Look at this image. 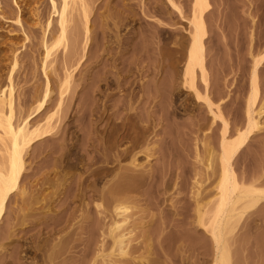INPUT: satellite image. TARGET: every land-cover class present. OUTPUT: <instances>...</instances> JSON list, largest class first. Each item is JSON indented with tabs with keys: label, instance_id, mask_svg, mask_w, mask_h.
<instances>
[{
	"label": "rangeland",
	"instance_id": "1",
	"mask_svg": "<svg viewBox=\"0 0 264 264\" xmlns=\"http://www.w3.org/2000/svg\"><path fill=\"white\" fill-rule=\"evenodd\" d=\"M86 1L91 27L97 26L102 20L103 22L105 20L107 22V30L112 31L114 29L117 31L118 40L121 42V50L123 51L121 56L123 59L118 60L120 62H117V64L119 63L118 66L116 64L117 68L122 70V65L127 67L126 62L129 63L131 60L132 50L140 46H146L148 50L147 54H145L147 57L145 56L142 59L140 66L148 64L151 58L149 55H151L152 42L155 40V36L153 35L157 36L159 34L160 36H158L163 40L164 49L166 51L169 49L167 53L170 52L169 54L173 58L172 64V59L168 58L170 57L168 54L169 56L165 57L166 63L169 64L170 61L172 66L176 64L175 67L180 69L182 61L178 60L179 53L174 50L177 48L176 50L178 51L179 46L177 47L175 44L177 42L184 44L187 37V18L189 17L188 6H190V0H174L180 5L183 16L178 18L176 14L172 13L169 20H165L166 15L162 14V11H170V8L167 7L166 2L163 0ZM208 2H210L212 7L206 14L207 38H205L204 43L207 70L211 78L209 96L213 102V108L216 109L215 106H218L221 115L227 119L230 129L228 137L232 138L239 130L245 127V109L247 98L251 94L253 61L254 58L258 59L264 54V0H208ZM17 3L21 15L20 23L14 21L18 9L14 6L12 0H0V86L6 82L8 69L11 68L9 65L11 64L10 61L13 53L16 52L17 55V64L13 69L15 103L17 105L14 122H18V119L20 121V117L29 110L32 112L33 108L36 109L37 100L35 96L37 92L35 91H38V88L42 86V91L44 89L43 83L45 80L41 71L40 61L42 34L44 33L45 19L49 11L46 0H17ZM76 5V10L72 9L70 14V18H72V22L68 27L70 33H73L70 31L72 27L77 30V33H81L83 29V18L80 7L78 4ZM100 14L103 17H100ZM110 15L113 18H109ZM157 19L162 21V25L164 28L167 27V29L165 28L166 30L163 32H154L155 34H153L154 30L152 31V29L155 28ZM163 23L167 24L164 25ZM77 33L75 31L76 35ZM79 33L78 35L81 36ZM69 35L67 41L71 37V34ZM72 36L74 38V33ZM97 36L100 38L99 35ZM98 37H96V41L99 43L100 39ZM107 39L114 41L113 36L102 38L100 40L101 43H99L100 51L107 48L106 42L110 44ZM70 41L67 43L64 41L58 45L49 59V61H52H50V64L48 63L46 72L51 85L49 86L51 87L50 98L46 108L42 111L43 113H39V115L34 117L37 120L35 121L36 123L41 121L39 123L41 125L44 124L42 118H45V116L51 114L56 109L55 105L57 104L55 103L56 101L58 102V87L61 84L60 80L62 82V79H64L66 69L69 67L67 71H70L73 68L71 66H75L70 65L73 61L68 62L66 65L67 60L72 55L70 53H73L74 49H78L79 53L77 52L76 55L80 56L81 38L77 41L79 47H76L78 43H74L75 40L72 39L73 43L77 44L75 45L76 48L71 43L72 41ZM65 44L66 47L68 45V49H64ZM101 45L105 47L101 48ZM63 49L68 52L69 56ZM75 51L74 53H76ZM76 55L75 58L77 59L79 56L76 57ZM102 58L93 69L89 70L88 75L87 66L90 62L89 59H86L81 65L72 69L73 71L71 70L73 74L68 91L62 97V105L57 109L60 111L56 112L58 115L54 113L49 121V123H52L50 126L54 127L55 125L52 131L54 136H51L52 138L45 142L33 144L24 152V176L20 182L19 189L9 199L6 212L0 223V264H100V257L98 258L97 256L99 253L97 251L99 249L98 245H100V237L98 235L95 236V234L94 236L91 235L90 239V229L93 221L96 219L94 218L96 216L94 215V204L101 202L103 197L100 200L95 199V201L89 199L90 191L88 184L91 177L88 175V170L99 163L93 164L89 160L90 156H92L93 147L86 142L84 106L86 105L85 101H87V97L85 96L86 94L88 95V81L95 75L101 76L98 74H101L100 72L103 69H109V65H112L110 64L112 59L109 54L103 55ZM179 61L181 62L179 63ZM256 71V83L259 90L257 108H259L258 106L264 102V61L261 62ZM151 76L152 72L150 69H143V73L138 75L133 70L132 74L127 76L128 81H135L134 84L133 82L130 84L133 87L125 85L117 88H115L114 84H106L98 78V81L95 82L96 85L94 84L96 87H94L95 91L93 93L96 101L95 112H101L103 109L102 102L106 99L104 96L106 97L114 91L115 95L118 96L119 94L118 97L121 96L120 98H123V96H127L131 88L138 90L139 87L136 84V80L144 82ZM106 79L108 81L110 77ZM110 85L111 88L109 87ZM134 86L138 88H134ZM197 88L199 92H203L200 86H197ZM41 89L40 92L42 93ZM138 91L134 93L135 95H132L130 100L131 109L128 111V116H130L129 120H131V123L132 119H135L136 116L139 119L138 116L141 113L139 101H142L141 99L144 98H142V92ZM137 93L140 94H138L139 98ZM175 93L176 90L173 94L167 95V105L170 103L171 107L165 106L166 109L164 108V110L166 111L168 108L167 111H169L170 115L169 113H165L164 110L162 111L168 118L163 119L162 124L158 119V114H161L160 111H156L158 113L155 115L157 120H153V126L149 122H145V124L144 121L142 123L140 122L141 120L135 119L142 125L150 126L149 135L153 136L154 141L150 144V152L153 155L151 156L152 158L150 157L151 161L148 166L154 169V174L146 173L142 177L137 175L138 178L140 177L139 179L137 178L139 181L137 179L135 180L136 182L134 180L131 181L134 182L133 184H129V181H127L124 185L120 180H117L119 179L117 175L111 174L107 176V179H104L105 181L109 179V184L104 180L102 181L104 191L107 192L104 195H107L106 199L108 201V190L113 187L111 183H116V186H114L116 189L129 185L127 187L130 190L127 189L129 191H125L127 187H124L123 191L126 196L129 194L127 196L129 198L126 199L127 201L121 198L124 203H120L119 201L121 206L122 204L123 207L125 206L122 209L123 213L124 215L125 213L129 214V216L133 214L130 222L131 219L144 216L142 220L148 225L147 230L149 229V235L146 233L142 234L143 230L138 231L141 230L140 228L135 229L134 235H131L132 239L130 238V241L134 238L135 241H132L127 246L129 248L126 247L128 249L127 253L130 251L132 255L134 252L132 255L134 257H138L142 253L146 254V264H212L216 256L213 242L202 229L194 227L196 226L194 223L196 221V213L194 210L195 200H193L194 197L192 198V195L194 196L193 192H195L198 185L195 183V180L201 179L203 174L202 171L200 172L203 166L201 167L200 165L208 161L212 166H218L217 156L219 154L218 142L220 140L221 122L216 118L215 123L211 124V114L208 113L209 111L202 101H198L197 103L194 101L192 93L187 90H181L178 95ZM180 102L186 103L184 106L188 108L179 105ZM109 103L108 100L106 104L108 105ZM134 104L138 108L132 106ZM108 106H106L101 117V120H104L96 122L98 124L97 127L101 131L104 129L103 133L101 132L102 134L99 132L102 140H109L108 136L111 134L109 128L113 126L111 125L110 106ZM179 106H182L186 110ZM133 108H135L134 111H132ZM154 109L155 107H153ZM262 109L263 114L258 119L257 128H255L247 139V143L233 158V169L235 174L237 173L236 176L239 177L237 179H241L240 182L245 184L255 181L254 184L258 182V185H255L261 187L264 186V107ZM131 112L135 113V115L131 114ZM107 113L108 115L110 114V119L106 121ZM162 116L164 118V114ZM195 119H202L201 121L203 122L201 123L204 124L200 128L201 130L193 133V131H190V125L192 120L193 122L196 121ZM138 121L137 124L139 123ZM211 122H214V120ZM140 123L139 125H141ZM133 130H136V128L132 127ZM122 132L123 129H119L114 135L118 136ZM162 134L165 138L164 143L158 141ZM206 140H209V142ZM204 142L209 145L211 144L213 151L211 155L213 157L207 155L204 150L206 145ZM127 143V140H123L117 147L122 149ZM1 145L0 155L2 154L1 151H3V145ZM198 155L200 159H197ZM140 159L143 162L142 155ZM140 159L138 160L140 161ZM113 164L109 163V165ZM214 167L213 169L216 172L217 167ZM192 172L195 173L193 174ZM194 177L196 178L194 179ZM21 188L26 192L22 197L19 195L21 194ZM201 189H205V192L201 196L202 199L204 197L202 201L207 202L209 198H212V196L210 197L212 193L209 192V188L204 183H202ZM206 189H208V193ZM205 195L209 198H205ZM106 199L103 200L106 201ZM105 201L101 203L104 204ZM28 202L32 203L29 204ZM24 204H26L25 206L30 205L28 206L31 208L30 210L26 208L29 212H26L24 208L22 210V207H25ZM85 204L87 205L85 206ZM18 206L21 207V210ZM144 207H147V210ZM161 208L164 209L162 214L160 212ZM239 208L240 205H238L240 213L235 215V218L233 217L234 221H231L230 231L229 233L227 231L224 236L226 238L224 244L230 258L229 264H264V200L255 207L244 208L242 206L241 209ZM137 210L141 211H139L141 215L138 214L137 217H134ZM21 211L29 214H26L25 217ZM160 215L163 216L160 217ZM14 216L20 217H18L19 219L16 218L18 222L12 219ZM21 218L24 220L22 221ZM62 218H68L67 225L60 231L56 230L59 226H56L54 229L53 223ZM161 218H163L166 229L161 235H158L157 233L161 225L159 220ZM127 225L130 226L129 224ZM7 233L10 234L7 236ZM106 239L103 242L106 243L107 241V243L102 244L104 252H107L105 247L108 244L110 247V238ZM147 244H149L148 247ZM131 245L136 246V248L131 249ZM129 249L134 251L131 252ZM147 249H149L148 252H146ZM82 252L86 254L84 255ZM94 260L95 262L93 263L92 261Z\"/></svg>",
	"mask_w": 264,
	"mask_h": 264
},
{
	"label": "bare ground",
	"instance_id": "2",
	"mask_svg": "<svg viewBox=\"0 0 264 264\" xmlns=\"http://www.w3.org/2000/svg\"><path fill=\"white\" fill-rule=\"evenodd\" d=\"M163 1H165L166 2L165 4L167 5V7L170 8V11L168 12L162 11V14H164V16L166 15L165 18L163 17L165 20L166 19L169 20V18H171L172 13L176 14L178 18H181L183 16L181 7L178 3H176V1L174 0H163ZM190 1L191 3L187 1L188 3H190V6H188L189 7V10H188L189 17L187 18L188 19L187 20L188 29L186 31L187 37L184 41V44L183 43L179 44V42L177 41H175L177 42V44H175L174 42V44L177 47L179 46L178 51L176 50L177 48H175L174 51L179 53V56H178L179 59L178 58L177 59L182 61V62L179 61V63L180 62L182 63V66L180 67V69L175 67L176 64L172 66L173 58H171V55L169 54L170 52L167 53L169 49L167 51L166 49H164V45L162 43L163 40H161L162 38L160 39L159 37L160 35L158 34L159 36L153 35L155 36V40L152 42L153 45L151 46V53H150L151 55H149L151 56V58L149 59L148 64H146L145 66L144 65L140 66L142 59L146 56L145 54H147V51H148L146 46H140L137 48L135 47L134 50H132L133 54L131 56V60L129 61V63L126 62L128 66L126 65L127 67H125L124 65H122L121 66L122 70H120L119 68H117L119 64V63L117 64V62H120L118 60H121L123 51L121 50V45H120L121 42L118 40L117 31L114 29H112V31L107 30V25H106L107 22H105V20H104L105 23L102 20L99 25L91 27L92 25H91L90 18H89V12L87 8L86 0H46L49 11L45 19V24H44V29H43L44 33L42 34L43 35L42 36V54H41V61H40L41 71L44 75L45 82L43 83L44 84L43 91L41 89L43 86L38 88L39 93L38 91H35L37 92L35 96L37 100V103H36L37 105L35 104L36 109L33 108L31 110L32 112H30L29 110L28 111L29 113L26 112L25 113L26 115L23 114L22 116L23 118L20 117L21 118L20 121L18 119V122H14L15 115H16V107H17L15 103V90H14V84H13L14 82L13 81L14 80L13 69L17 64L16 52L13 53L12 59L10 61L11 64L9 66L11 68L8 69L9 71L7 73L6 82L1 84L0 86V142H1L0 145L1 144L3 145V151H1L2 154L0 155V223L2 222L3 216L6 212V209H7L6 207H7V203L9 199L19 189L20 184H21L20 182L24 176V173H25L24 164H23L24 163L23 156L25 154L24 152H26L28 147H31L33 144L37 142L38 143L45 142L47 140H50L52 138L51 136H54L52 131L54 130L53 128L55 127V125L54 127L50 126V124L52 123H49V121L53 117L54 113L57 114L56 112L60 111V110L58 111L57 109L60 105H62L61 103L62 97L68 91V87L71 82V77L73 74L72 69H75L78 65H81L86 59H89L90 62L87 66L88 67L87 75H88L89 70L93 69V67L96 64H98L101 61V59H103L102 58L103 55L109 54L110 58L112 59V62L110 64L112 65L111 66L109 65V69L104 70L102 68L103 70L100 72L101 74H98L101 76L98 77L97 75H95L93 76V78H91L88 81L87 83L88 95L86 94L85 96L87 97V101H85L86 105L84 103L85 116H86V124H85L86 125L85 127L86 142L89 143L90 146L93 147L92 156H90L89 160H90V163H93V164L99 163L98 165L95 164L94 167H91L88 170V175L91 177L89 184H88V189L90 191L89 199L95 201V199L100 200L102 197L103 199L107 198V195H104L107 192L104 191L105 189H104V186L102 185V181L105 178L107 179L108 178L107 176L111 174L117 175L119 177V179L117 180H120V182L123 183V185L127 181H129V184L131 183L133 184L134 182H136L135 180L138 178L137 175H140L142 177V175L143 174L145 175L146 173H150L151 175L154 174V169L149 168L148 166L152 158L151 156L153 155L150 152L151 151L150 144L153 143L154 139H153V136L149 135L150 126L145 125L146 124L145 122H149L153 126L152 122L153 120L157 118L155 117V115L158 114L156 111H160L161 114H158L159 116L158 119L160 120L162 124V122L164 121L163 119L167 118L165 113H169V111L167 110L170 106V103L169 105H167L168 103V100L166 99L167 95L173 94L175 90H176V93H175L176 95H178V93L181 90L182 91L187 90L188 92L192 93L194 101H196V103L198 101L200 102L202 101L204 103L207 110L209 111L208 113L211 114V118H212L211 121L214 120V122L210 121L211 124L215 123L216 118H218L217 120H220L221 122L220 123L221 129H220V136H219L220 140L218 142L219 154L217 153L218 154L217 156L218 166H216L217 170L215 172L213 169L214 166H212L208 161H206L207 163H202L204 161L203 159V161L201 162L202 165H200L201 167L203 166L200 170V172L202 171L203 174L201 176V179H199L200 181L195 180V183L198 185H197L196 190L194 189L195 192H193L194 196L192 195V198L194 197L193 200H195L194 210L196 213V218H195L196 221L194 222L196 226L194 227H198L202 229V231L205 232L211 238L213 242V249L215 250L216 256L212 264H229L230 258H229L228 251L226 250V247L224 244V240L226 239L224 238V236H225V233H227V231L229 233L230 228H231L230 227L231 221H234V218H235L234 216L240 213V211H238V205H240L239 209H241L242 206L244 208H248V207L250 208V207H255L257 204H259L261 201L264 200V186L263 187L256 186L255 184H257L258 182L254 184L255 182L254 179H253L254 182L251 181L250 183H246V184L240 182L241 179H237L238 177L236 176L237 173L235 174L234 169H233L234 156L238 153L240 149L243 148L245 143H247V139L250 137V135L253 133L255 128H257L258 126V119L263 114L262 108L264 107L263 106L264 102H262V105L260 104L258 106L259 108H257V102H258L257 97L259 96L258 95L259 90L257 88V83H256V79H257L256 69L261 64V62L264 61V54L260 56L258 59L254 58V61L252 60L254 63H253V68L251 70L252 71L251 91H250L251 94H249L250 96L249 98H247L248 99L247 104H246L247 106L245 109V119H246L245 121L246 122L244 121L245 127L242 130H239L238 133L234 137L229 138L228 135L230 134L229 133L230 129H229L228 121L221 115V112L219 111L220 109H218V106H215L216 109L213 108V102L209 96V89L211 87V81H210L211 78L209 76V72L207 70V65H206V50H205L204 41H205V38H207L206 37V33H207L206 24L207 23L205 21L206 14L211 10L212 6L210 5V2H208V0H190ZM12 2L14 6L17 7L18 9L17 14L15 15L14 21L16 23H20L21 15L19 12L20 9H19L17 0H12ZM76 4H78L80 7V12L83 18V24H82L83 29L81 32L82 34L78 32L82 36L81 37L78 35L77 30L74 27H72L70 31L74 33V38H73L72 36L73 33L69 32L68 27H69V24L72 22L71 21L72 18H70L71 11L72 9H75ZM100 17H103V15L100 14ZM111 17L112 15H110L109 18ZM163 24L166 25L167 23H163ZM162 26H163L162 21H159L157 19L155 28L152 29V31L154 30L153 34L163 32L164 30L167 29V27H165L166 28L165 29L164 26L163 27ZM75 31L77 35L75 34ZM68 33L71 34L72 39L75 40V42L72 41L71 37L70 39H68V41L70 40L72 41V42L70 41L72 44L76 43L81 38V41H82L81 51H80L81 53H80V56L76 55L77 52L79 53L78 49L77 50L74 49L73 53L72 52L70 53L72 55H70V59L67 60L66 65L68 64V62L73 61V63H75L76 60L77 59L78 60L75 64L69 63L70 65H75V66H71L73 67L71 69L72 71L71 70L67 71V69H69L68 67L66 69L65 76L63 77L64 79H62L63 81L61 82L60 80L61 84L58 87L59 88L58 102L56 101L55 103L57 104L55 105L56 109L54 111L52 110L53 112L45 116V118H42L44 121L43 122L44 124L41 125L39 124L41 123V121H38L36 123L35 121L37 120H35L34 117L39 115V113L41 114L43 113L42 111L46 108L47 102L49 101V98H50L49 93L51 94L50 92L51 87H49L51 85H50V80L47 77L46 68H47L48 63L50 64V61H52V60L49 61V59L52 56L54 49L58 45H60L62 42L64 41H66L65 43L68 42L67 41V37L69 35ZM97 35H99L100 38ZM110 36L114 37V41H109L107 39L109 41L108 43L110 44H107L106 42V45H108L106 46L107 48H104L100 51L99 50V47H100L99 43H101L100 40H102V38H105V37L107 38ZM96 37L100 39V40L98 39L99 43L96 41ZM75 45L77 44H74L73 46L75 47ZM76 47H79V43ZM103 47L101 45V48ZM65 48L68 49V45L66 47V44H65L64 49ZM74 51L76 53H74ZM64 52L67 53L68 55V52H66V50ZM168 54L170 55V57L168 58L172 59L171 60L172 64L170 63V61H169V64L166 63L165 61V57L169 56ZM67 55L65 54L66 57L69 56ZM75 55L76 57L77 56L79 57L76 59ZM178 60L176 62H178ZM122 61L124 62V60ZM143 69H146V70L150 69V71L152 72V76L147 81L139 82V80H136V84L138 85L139 88L137 86L136 87L138 88V90L142 92V96H143L142 98H144V99H141L142 101H139L140 99L138 100L140 102L141 113L138 116L139 119L137 118V116L136 118L139 121L141 120L140 122L144 121L145 123L144 125H142L138 120L137 121L141 125H139V123L137 124V121L135 120L136 118L132 119V123H131V120H129L130 116H128V111L131 109V102H130L131 97L132 95H135L134 93L139 92L136 89L131 88L132 90L130 89L127 96L125 97L123 96V98H120L121 96L118 97L119 94L118 96L115 95L116 93H114V91L113 93H109L108 95L106 94L107 96L106 97L104 96V98L106 99H104V101L102 102L103 109L102 108H101L102 110L100 109L101 112H97V113L95 112L94 107H95L96 101L93 97L94 96L93 93L95 91L94 87H96L95 82L98 81V78L100 81H104L106 84H109V83L114 84L115 88L120 87V86H125V85H129V87H133V86H130L133 80L128 81L127 76L129 74L131 75L133 70L136 72L137 75L142 74ZM108 77H110V80L107 81L106 78ZM134 83L135 81L133 82V84ZM197 86L201 87L202 89L201 91H203L202 93L199 92L198 90L199 87L197 88ZM109 87L111 88V85ZM136 87L134 86V88ZM40 89L42 93L40 92ZM138 94L139 93H137V95ZM139 95H138V98H139ZM108 100L110 102L108 105L110 106V111H111L110 112L111 115L110 114L109 115L111 116V119H112L111 125L113 126L109 128L111 130L110 131L111 134L108 136L109 140L106 139L107 140L106 141L103 139L104 140L103 141L99 132L101 133L104 129L101 131V129L97 127L98 124H96V122L98 120L99 121L101 120L102 114L106 106H108L106 104ZM182 102H180L179 105H182V106L186 105V103L183 104L184 102L183 103ZM132 106H136V105L134 104ZM165 106L166 107L168 106L166 111L164 110V108L166 109ZM182 106H179V107H182ZM153 107H155L154 110H153ZM184 107L188 108L186 106ZM135 108H138V107L136 106ZM135 108H133L132 111H134ZM185 108L182 107V109L186 110ZM163 110L165 111V113H162ZM131 114L135 115V113H132V112ZM163 114H164V118L162 116ZM134 115H133V118H134ZM108 116H107L106 121L110 119V116L109 117ZM33 119L35 123L33 122ZM201 120L197 119L194 122L192 120L191 125H190L191 132L193 131L194 133V132H198L199 130H201L200 128H202L203 126L202 124H204V123H201L203 122ZM108 122H105V123H108ZM133 124L135 125L133 126ZM132 127L136 128V130L132 131ZM119 129L120 130L123 129V132L120 133L118 136H115L114 133H116V131ZM123 140H127L128 143L127 145H125L124 148L119 149L117 146L118 144L120 145L121 141ZM164 140L165 138H164V135L162 134L161 138H159L158 141L161 143H164ZM95 142L96 144L94 145ZM207 142H209V140ZM205 144H206L205 145L206 148L204 147V150L206 151L207 155L213 157V155H211L213 152L211 144L210 145L208 143H205ZM196 153L198 154V152ZM141 155H142L143 162H141V159H140ZM138 159H140V161ZM197 159H200L199 155ZM109 163H114V164L109 165ZM195 178L196 177H194V179ZM108 180L107 181L104 180V181L108 183ZM133 180L134 182H131ZM202 183L206 184L207 188H209L210 190L209 192L212 193L211 195L209 193L210 197L212 196L211 199L205 195V198L206 197L209 198L208 201L206 200L207 202L202 201L204 197L203 199L201 198V196L205 192L204 191L205 189L204 190L201 189ZM111 185H113L114 187L116 186V183L114 184L111 183ZM127 186L129 187V185H126V187ZM113 187H111L112 189L110 188L108 190V201L107 199L106 201L102 199V201H105L104 202L105 205L101 203L102 201L96 202L94 204V208H95L94 215H96L94 218L96 219L93 221L92 227L90 229V233H91L90 239H91V235L94 236L95 234H96L95 236L98 235V237H100V242H99L100 245H98L99 249L97 248L98 249L97 252L99 253L97 254L96 252L98 258L100 257V260H99L100 264H146V260H147L146 254L142 253L143 256L142 254H139L138 257L132 256L134 253L133 252L134 250L132 251L131 249L136 248V246L134 247L135 244L133 246L131 245L133 248L130 247L131 249H129L131 250V252H133L132 255L130 254V251L129 253H127L128 249H126V247L129 244H131L132 241L133 242L135 241V238L132 241H130V238L132 237L131 235L135 232L136 228L141 229L138 231L143 230L144 232L142 231V234L144 233L148 234V230H149V229L147 230L148 225L145 224L144 223L145 221L142 220L144 216L137 217V215L139 214V211L140 210L142 211V209L136 211V213L137 212L138 213L137 214L135 213L136 216L134 217H137V218L133 217L134 219L133 220L131 219V222H130V218H132L131 216L133 214L129 216V214L127 215L125 213L124 215L123 213L124 211L122 209L125 208V206L123 207V204L122 206L120 204L121 202H123V199L125 201L127 198H129L127 197L129 194L126 196V194L123 192L126 187L125 186H124L125 188L119 187L120 189L119 188L116 189L115 187L114 188ZM128 187L125 189V191L129 189ZM207 190L208 189H206V191ZM24 193L26 192L24 191L23 188H21V194L19 195H21L22 197V195H25ZM127 193H130V192H127ZM121 198L123 199L121 200ZM31 203L32 202H30L29 204ZM25 205L26 204H24V206ZM86 205L87 204H85V206ZM28 206L22 207L21 205L22 210L24 208L26 212H29L27 210L28 209L30 210L31 208H29ZM18 207L21 210V207L20 206ZM146 208L147 207H144V209ZM163 210H164L163 208L160 209L161 214ZM21 213H24V212L21 211ZM26 214H29V213H24L23 215L25 216ZM161 216L163 215H160V217ZM18 217L19 216H14L13 218L12 217L11 218L13 220H16V222H18L16 219ZM12 219L11 221H13ZM24 219H22V221ZM159 221L161 222V225H160V230L158 231L157 234L161 235L166 228L164 227L165 223L163 221V218H161V220ZM67 222H68V218H62L58 220L57 222L53 223L54 229L56 228V226H59V228L56 230L60 231L67 225ZM127 224H129L130 226H128ZM8 234L10 233H7V236ZM104 237L110 238V241L108 240L110 242V247L108 246L109 244L107 245V247H105V249H107L106 250L107 252H104L105 250L102 247V244L105 243L103 241L106 239L105 238L103 240ZM148 245L149 244H147V247ZM137 247H138V244H137ZM148 250L149 249H147L146 252H148ZM58 257H59V253H58ZM53 258L55 257L53 256ZM92 262L94 263L95 260Z\"/></svg>",
	"mask_w": 264,
	"mask_h": 264
}]
</instances>
